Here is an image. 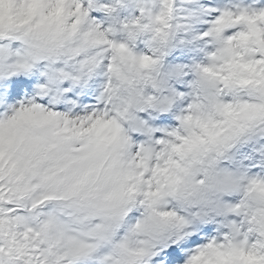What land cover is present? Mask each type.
Here are the masks:
<instances>
[{
    "label": "snow or ice",
    "instance_id": "6c2138e0",
    "mask_svg": "<svg viewBox=\"0 0 264 264\" xmlns=\"http://www.w3.org/2000/svg\"><path fill=\"white\" fill-rule=\"evenodd\" d=\"M120 3L0 0V264H264V0Z\"/></svg>",
    "mask_w": 264,
    "mask_h": 264
},
{
    "label": "rangeland",
    "instance_id": "374dc122",
    "mask_svg": "<svg viewBox=\"0 0 264 264\" xmlns=\"http://www.w3.org/2000/svg\"><path fill=\"white\" fill-rule=\"evenodd\" d=\"M115 2V0H112ZM247 3L249 7L256 8L259 6V0H218L215 5H204V7H233L237 4ZM188 5L185 0H176V9L178 15H183L187 11ZM137 16L134 0H121V3L116 7L113 17L109 21L116 29L113 39L118 41L124 38V33L120 31V25L128 22ZM207 17H200L198 20L191 22L190 27L185 30L177 31L173 38V43L176 45V51L187 50L189 55L195 53L194 45L199 44L204 46V42L196 41L194 38L202 31L207 29V24L204 22ZM183 42V43H182Z\"/></svg>",
    "mask_w": 264,
    "mask_h": 264
}]
</instances>
